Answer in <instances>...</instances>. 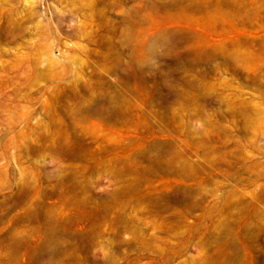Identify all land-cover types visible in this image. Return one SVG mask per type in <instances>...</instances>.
Segmentation results:
<instances>
[{"label":"rangeland","instance_id":"obj_1","mask_svg":"<svg viewBox=\"0 0 264 264\" xmlns=\"http://www.w3.org/2000/svg\"><path fill=\"white\" fill-rule=\"evenodd\" d=\"M0 264H264V0H0Z\"/></svg>","mask_w":264,"mask_h":264},{"label":"bare ground","instance_id":"obj_2","mask_svg":"<svg viewBox=\"0 0 264 264\" xmlns=\"http://www.w3.org/2000/svg\"><path fill=\"white\" fill-rule=\"evenodd\" d=\"M141 36V35H140ZM135 43L137 45H140L142 43V38H138L137 40H135Z\"/></svg>","mask_w":264,"mask_h":264}]
</instances>
